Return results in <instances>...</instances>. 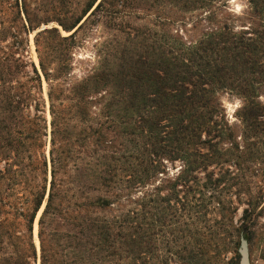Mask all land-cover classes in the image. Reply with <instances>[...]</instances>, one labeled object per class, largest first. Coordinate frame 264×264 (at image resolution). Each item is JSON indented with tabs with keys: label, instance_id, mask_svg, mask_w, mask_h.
<instances>
[{
	"label": "trees",
	"instance_id": "1",
	"mask_svg": "<svg viewBox=\"0 0 264 264\" xmlns=\"http://www.w3.org/2000/svg\"><path fill=\"white\" fill-rule=\"evenodd\" d=\"M228 1L91 0L80 18L59 20L72 32L92 11L90 17L98 14L113 34L92 76L72 85L62 99L50 91V159L41 74L33 63L28 73L25 62L0 50V264H140L143 209L149 213L153 204H163L158 222L167 223L177 218L172 202L181 201L171 180L164 181L168 197H158L155 189L144 204L135 197L139 189L166 175L167 161L182 162L181 180L188 185L197 180L195 173L221 166L227 155L221 144L231 133L219 93L228 90L249 100L241 115L246 131H264V106L255 100L264 85V0H250L258 19L251 24L252 37L216 18ZM75 4L42 0L38 7L72 10ZM168 9L185 15L204 11L209 26L187 43L180 35L168 37L135 21H143L141 13ZM29 10L26 0H0L1 40L15 39L19 30L28 36L40 27ZM156 21L161 24L159 16ZM75 34L64 37L53 28L37 35L40 68L48 82L63 81L68 70L64 43ZM60 100L69 103L67 120L57 107ZM91 104L99 107L92 117L91 142L72 141L66 122L83 123ZM108 132L120 142L107 140ZM84 148H89L86 162L78 156ZM79 164L84 168L78 170ZM70 165L77 171L62 172ZM209 188L217 192V185ZM213 198L207 197V203ZM200 200L205 209L207 203ZM200 200L194 197L187 205L197 220L204 217L196 204ZM254 213L245 210L246 219L251 221ZM240 234L232 229L225 242V250L235 254L232 264L240 260ZM207 254L194 250L189 259L198 264Z\"/></svg>",
	"mask_w": 264,
	"mask_h": 264
},
{
	"label": "rangeland",
	"instance_id": "2",
	"mask_svg": "<svg viewBox=\"0 0 264 264\" xmlns=\"http://www.w3.org/2000/svg\"><path fill=\"white\" fill-rule=\"evenodd\" d=\"M26 1L31 6L29 11L33 14V18L35 16L38 18L37 22L40 21V27L28 36L19 30L17 31L19 36L15 39L8 38V41H3L0 38V50H3L9 58L21 59L25 62L28 65V73H32L31 64L33 63L41 74L42 94L40 96L43 98L41 113L48 124L49 135L46 154L50 159L52 116L49 93L53 88L55 90L54 95L62 99L68 96V90L72 85L92 76V73L98 68V63L106 57L107 48L104 43L111 38L113 33L102 26L103 20L98 19V14L93 18L90 17L92 11L72 32H66L61 27L59 20L68 23L80 18L87 3L91 0H74L76 4L73 5L72 10L58 8L54 11L41 5L38 7L42 0ZM35 2L37 5H34ZM140 15L139 17L143 18V21L135 20V18L133 20L142 24L146 23L153 30L160 31L168 37L180 35L187 43L197 40L209 26L203 21L206 18L204 11L185 15L168 9L156 14L141 13ZM216 15V18L221 21L234 25L237 33L248 32V37L253 36L251 24L254 25L258 19L252 13L250 0H229L227 8L218 11ZM157 16H159L161 24L156 21ZM23 17L25 18L24 15ZM84 23L85 25L79 29ZM53 28L58 29L64 37L76 34L72 41L64 43L66 47V51H64L65 64L68 70L61 79L63 81L52 83L45 79L40 68L35 40L40 32ZM260 87L263 89L257 93L255 100L264 106V85ZM218 96L225 110L228 133H231L230 138H225L221 144L224 153H227L222 165L219 167L212 166L208 172L195 173L194 176L197 180L186 185L181 180L182 162L167 161V174L159 176L161 180L159 179L155 185L140 188L135 196L143 204L148 201L155 189H159L158 192H154L158 197H168L170 194L166 189L167 183L164 181L171 180L176 183L177 196L181 201L179 204L172 202L171 205L175 206L173 209L177 212V218L170 217L167 223L158 222L163 204L161 207L155 206L158 203L153 204L154 207L152 206L153 209L149 213L148 208L143 209L142 228L144 235L140 264H197L196 261L189 259V253L194 250L199 253H208L204 260L201 259L198 264H232L235 254L233 250H225V242L229 240L228 237L232 233V229H238L241 232L240 245L238 246L239 256L241 240L244 238L248 242L250 264H264V131L251 134L246 131L241 115L249 100L228 90L220 92ZM56 104L63 112V118L66 120L70 118L68 101L60 100ZM87 110L89 117L83 123L80 119L66 122L67 133L71 135L72 141L79 138V142H82L81 140L84 138V142L87 144L92 140L90 127L92 128V125L95 127L92 124V117L97 116L99 107H92L91 104ZM262 125L259 130L263 128ZM113 139L117 143L120 142L114 133L108 132L107 140ZM88 151L89 148L87 151L85 148L78 150V156L84 160L83 162L88 161ZM80 168L83 169L84 166L79 164L77 169ZM77 169L70 165L62 172H76ZM193 182L194 187H192ZM213 184L214 186L217 185V192L209 188ZM211 195L214 198L207 203V197ZM194 197L198 200L204 198V204L207 203V207L203 209V202L201 200L196 202L199 206L198 209L204 214V217H199L198 220L191 217L187 206ZM154 208L157 209L154 210ZM245 210L255 212L251 221L246 219ZM152 213L156 215L153 220ZM37 223L36 221L35 239L39 247ZM150 224H153L151 229ZM247 235L251 237V240H248ZM238 264H240V260Z\"/></svg>",
	"mask_w": 264,
	"mask_h": 264
},
{
	"label": "water",
	"instance_id": "3",
	"mask_svg": "<svg viewBox=\"0 0 264 264\" xmlns=\"http://www.w3.org/2000/svg\"><path fill=\"white\" fill-rule=\"evenodd\" d=\"M240 256V264H250L248 242L244 238L241 240Z\"/></svg>",
	"mask_w": 264,
	"mask_h": 264
}]
</instances>
